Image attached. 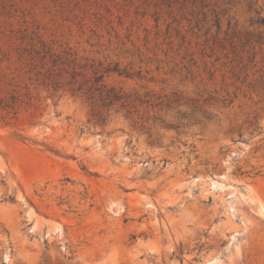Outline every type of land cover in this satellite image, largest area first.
<instances>
[{
  "label": "rangeland",
  "instance_id": "rangeland-1",
  "mask_svg": "<svg viewBox=\"0 0 264 264\" xmlns=\"http://www.w3.org/2000/svg\"><path fill=\"white\" fill-rule=\"evenodd\" d=\"M257 12L0 0V264H264Z\"/></svg>",
  "mask_w": 264,
  "mask_h": 264
},
{
  "label": "trees",
  "instance_id": "trees-1",
  "mask_svg": "<svg viewBox=\"0 0 264 264\" xmlns=\"http://www.w3.org/2000/svg\"><path fill=\"white\" fill-rule=\"evenodd\" d=\"M254 22L256 24L259 25H263L264 26V15H261V12H257V17L254 20ZM101 80V77H98L95 82H98ZM122 97H119L116 93H114L113 91H110L108 93L105 94V97L103 98L104 100H106V107H110L114 102H117L121 99Z\"/></svg>",
  "mask_w": 264,
  "mask_h": 264
}]
</instances>
